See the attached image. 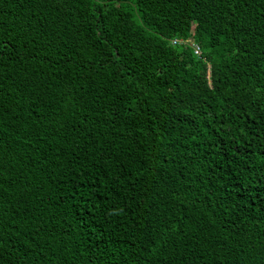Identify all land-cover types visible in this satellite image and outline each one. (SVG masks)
<instances>
[{"label": "trees", "instance_id": "obj_1", "mask_svg": "<svg viewBox=\"0 0 264 264\" xmlns=\"http://www.w3.org/2000/svg\"><path fill=\"white\" fill-rule=\"evenodd\" d=\"M0 264H264V0H0Z\"/></svg>", "mask_w": 264, "mask_h": 264}, {"label": "built area", "instance_id": "obj_2", "mask_svg": "<svg viewBox=\"0 0 264 264\" xmlns=\"http://www.w3.org/2000/svg\"><path fill=\"white\" fill-rule=\"evenodd\" d=\"M187 42H189L193 46L195 53L200 52L199 46L196 43H194L191 38L187 39L186 41H180V40H176V39L172 40V43H174V44L175 43H187Z\"/></svg>", "mask_w": 264, "mask_h": 264}]
</instances>
